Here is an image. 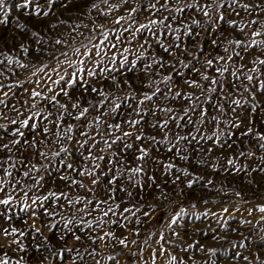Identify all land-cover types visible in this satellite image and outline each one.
Instances as JSON below:
<instances>
[{
    "label": "snow or ice",
    "instance_id": "1",
    "mask_svg": "<svg viewBox=\"0 0 264 264\" xmlns=\"http://www.w3.org/2000/svg\"><path fill=\"white\" fill-rule=\"evenodd\" d=\"M0 26V264H264L231 183L264 176V0H0Z\"/></svg>",
    "mask_w": 264,
    "mask_h": 264
},
{
    "label": "rangeland",
    "instance_id": "2",
    "mask_svg": "<svg viewBox=\"0 0 264 264\" xmlns=\"http://www.w3.org/2000/svg\"><path fill=\"white\" fill-rule=\"evenodd\" d=\"M84 22L88 23V20H85ZM9 27H11V25ZM8 35H10V33L7 31V29H4L3 26H0V39H5ZM20 71L22 73L24 72V70H22V69ZM253 175L256 177V182L254 184H251V185L248 184V178L247 177L231 178V183H234L238 188H241L242 190L245 191V198L246 199L252 200L253 203H264V176H260V175H257L255 173ZM219 178L220 177H218V179ZM200 191L201 190L199 189L198 186H197V188L195 190H188V198L183 200V205L185 207H187L189 202H190V200H191V198L198 196L200 194ZM254 193H255V195H254ZM240 206H241V210L243 211L244 208H249L252 205L251 204L244 205V204L241 203ZM172 210H173L172 208H167V209H165V212H169V211H172ZM214 210H218V208H216L214 206ZM163 215H164L163 212H160V213L156 214L155 219L153 220L152 224L154 226L158 225L160 220H161V217ZM259 215H260L259 213L255 214V216L257 218L259 217ZM243 216L247 217V213L244 212ZM242 218L243 217L241 216V213H236L235 214V218L229 221L230 226L232 228L239 227V225L237 224V220L242 219ZM248 219H253V217H248ZM190 220H191L190 217H186L185 218V222L190 221ZM195 223L198 226H201V227L203 226L200 221H195ZM209 223H211V226L213 228L216 227V224H215L214 220L210 221ZM248 227L249 226H245L241 230L242 231H247ZM152 230L155 231V227H153ZM120 231L123 232L124 230H120ZM124 234L128 235L129 239H133L131 234L126 233V232ZM138 239H142V237L138 238ZM0 242H2V238H0ZM150 243H151V241H150ZM132 250L135 251V248H133ZM100 251L102 253V256L106 257L110 253H119L121 250H120L119 247H117L116 249L113 250V249H111L109 247H104L103 245H101ZM147 254H148V249H145L144 256L147 257ZM118 259H119V264H136L137 259H140V257H133V256L130 255L128 250H124V254L122 256H119ZM102 264H113V262L108 261L107 259H103L102 260ZM141 264H142V260H141ZM157 264H163V261L162 260L158 261ZM217 264H224V258H220L217 261Z\"/></svg>",
    "mask_w": 264,
    "mask_h": 264
}]
</instances>
